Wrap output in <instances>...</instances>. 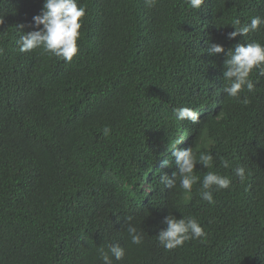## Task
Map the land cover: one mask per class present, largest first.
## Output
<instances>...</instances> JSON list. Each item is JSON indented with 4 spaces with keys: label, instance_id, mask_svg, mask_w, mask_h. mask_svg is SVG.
Wrapping results in <instances>:
<instances>
[{
    "label": "trees",
    "instance_id": "obj_1",
    "mask_svg": "<svg viewBox=\"0 0 264 264\" xmlns=\"http://www.w3.org/2000/svg\"><path fill=\"white\" fill-rule=\"evenodd\" d=\"M80 3L79 52L66 62L18 50L44 0H0V264H102L99 248L114 244L126 255L113 264H264V73L240 93L248 104L222 91L227 50L264 43V25L229 39L232 21L264 17V0H205L199 10L186 0ZM210 43L225 53L210 55ZM185 106L199 123L176 118ZM179 137L178 148L215 157L210 169L197 164L201 182L208 171L232 179L214 203L200 184L185 194L160 182L177 170ZM169 214L195 218L207 235L165 250L156 236ZM128 216L144 233L139 245Z\"/></svg>",
    "mask_w": 264,
    "mask_h": 264
},
{
    "label": "clouds",
    "instance_id": "obj_2",
    "mask_svg": "<svg viewBox=\"0 0 264 264\" xmlns=\"http://www.w3.org/2000/svg\"><path fill=\"white\" fill-rule=\"evenodd\" d=\"M157 0H145L146 6H155ZM190 9H201L205 0H186ZM86 7L80 0H44L42 12L33 17L34 23L31 25L35 30L24 33L17 40L18 50L22 53L41 49L42 52L61 58L66 62H71L79 52L78 41L81 37L83 19L86 16ZM4 24V18L0 17V25ZM264 25V17L255 16L250 22L241 24L239 19L232 21L235 29L228 33L229 39H234L243 35L246 37L250 32H257ZM42 26V27H41ZM20 27H23L21 25ZM2 51V49H0ZM210 55L225 53L223 45L210 43L206 50ZM223 72L224 87L222 91L227 97L236 99L243 104L250 103L248 97L240 100V93L243 90L252 92L255 84L251 79L254 70L264 73V43L252 41L248 43H238L234 48L227 50ZM178 120L191 121L193 124L199 123L200 113L190 107H177L173 109ZM111 132L109 127L103 129V134L108 136ZM185 138L179 137L171 140V155L175 158L176 171L171 176L163 174L160 182L168 189L179 186L185 194L192 192L193 186L200 184L199 195L204 201L214 203L213 191L227 189L232 184V179L226 175L215 171H208L201 182L200 176L196 174L197 164L210 169L213 167L214 155L210 151H199L200 145L195 147L178 148ZM221 165L224 168L230 167L229 161L221 158ZM164 166L169 167L170 162L165 160ZM245 167H237L235 175L243 183L247 177ZM132 216L126 217L128 222L126 231L132 244L139 245L143 242L144 233L134 226L131 221ZM167 225L156 236L159 243L165 250H173L183 246L186 241L198 240L207 235L204 227L193 217L183 215L182 218L169 214L163 220ZM102 264H113V258L121 261L126 255L125 248L119 244H114L105 251L99 248Z\"/></svg>",
    "mask_w": 264,
    "mask_h": 264
}]
</instances>
